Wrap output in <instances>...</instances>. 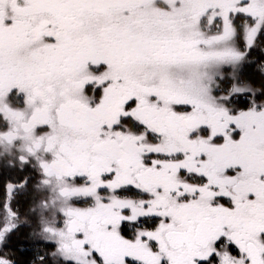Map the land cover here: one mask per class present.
I'll return each instance as SVG.
<instances>
[{
    "label": "snow or ice",
    "instance_id": "snow-or-ice-1",
    "mask_svg": "<svg viewBox=\"0 0 264 264\" xmlns=\"http://www.w3.org/2000/svg\"><path fill=\"white\" fill-rule=\"evenodd\" d=\"M0 158V264H264V0H0Z\"/></svg>",
    "mask_w": 264,
    "mask_h": 264
},
{
    "label": "trees",
    "instance_id": "trees-1",
    "mask_svg": "<svg viewBox=\"0 0 264 264\" xmlns=\"http://www.w3.org/2000/svg\"><path fill=\"white\" fill-rule=\"evenodd\" d=\"M257 85L259 86V77H257ZM24 175L25 173L23 172L8 168L4 160L0 158V213L4 210L3 205L6 197V185L8 183H16ZM36 195L35 193L29 192L27 195L16 197L13 201L14 207L18 201L20 220L24 223L20 231L12 237L9 247L20 264H28L31 260L32 252L30 250H23V247L32 246L33 241L30 239V234L39 231V218L30 212V209L34 206V198ZM42 246L41 244V247ZM45 251L49 250L47 249Z\"/></svg>",
    "mask_w": 264,
    "mask_h": 264
},
{
    "label": "rangeland",
    "instance_id": "rangeland-1",
    "mask_svg": "<svg viewBox=\"0 0 264 264\" xmlns=\"http://www.w3.org/2000/svg\"><path fill=\"white\" fill-rule=\"evenodd\" d=\"M255 55L256 56H259V55H261V53L260 52H256L255 53ZM257 87H259L258 85H256ZM43 247V246H42ZM50 250V248H45L44 250ZM23 250H30L31 252H32V246H29V247H23Z\"/></svg>",
    "mask_w": 264,
    "mask_h": 264
}]
</instances>
